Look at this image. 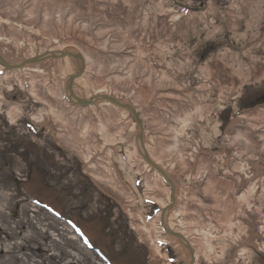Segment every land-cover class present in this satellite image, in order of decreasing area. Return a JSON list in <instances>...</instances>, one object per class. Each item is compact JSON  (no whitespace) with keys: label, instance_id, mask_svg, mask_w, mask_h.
Wrapping results in <instances>:
<instances>
[{"label":"bare ground","instance_id":"bare-ground-1","mask_svg":"<svg viewBox=\"0 0 264 264\" xmlns=\"http://www.w3.org/2000/svg\"><path fill=\"white\" fill-rule=\"evenodd\" d=\"M25 1L0 0V58L10 65L9 69L0 65L2 81L21 88L29 85L34 99L46 106V114L32 115L30 120L76 155L85 174L120 203L139 240L148 247L151 264H170L165 263L161 244L173 246L186 264H197L199 259L218 264L230 246L225 245L228 241L241 244L245 254L244 245L263 249L264 216L255 192L260 184L264 193V152L259 151L264 143V107L248 108L233 117L223 135L228 145L213 149L215 137L222 134L219 120L210 115L231 102L228 93L240 97L243 90V83L225 64L221 68L214 61L198 67L199 83L194 88L185 94L166 93L173 102L160 94L158 101H163L151 109L147 106L152 101L151 85L165 87L176 81L165 71L167 56L160 50L167 47L168 37L170 54H179L182 24L171 29L165 13L148 15L146 23L155 30L143 43V34L135 33L138 11L133 6L127 10L121 0H32L17 8L18 2ZM199 9L200 18L216 11L211 1ZM197 17L192 14L191 19ZM23 26L26 31L19 30ZM99 37L103 40L93 44ZM128 41L135 44L130 56L103 55L109 42L113 50H119ZM154 41L159 48L151 46ZM173 63L168 58V69ZM147 71L143 88L131 97L137 91L133 76ZM57 76H65L71 107L60 101ZM50 78L54 80L48 84ZM91 101L101 106L97 114L91 106L80 107ZM4 105L12 124L27 118L22 107L8 103L0 92V113ZM132 112L141 113L145 122L139 116L134 120ZM129 113L138 131L126 147V161L121 155L113 157L111 150L128 138ZM72 116L80 118L76 125L71 123ZM134 168L144 176V191H136L138 197L133 193ZM235 187L243 191L240 196H234ZM203 195L212 202L204 214L197 208ZM146 200L160 208L150 219L144 215ZM164 229L168 234L163 237ZM230 259L232 263L235 254Z\"/></svg>","mask_w":264,"mask_h":264},{"label":"rangeland","instance_id":"rangeland-1","mask_svg":"<svg viewBox=\"0 0 264 264\" xmlns=\"http://www.w3.org/2000/svg\"><path fill=\"white\" fill-rule=\"evenodd\" d=\"M31 1L26 0L23 4L18 2L17 8ZM121 1L127 10H131L133 6V11H138L139 24L135 33L143 34V43H146L145 38L150 31L155 30V27L151 28L146 23L148 15L154 17L165 13L170 18L171 29L178 24L179 28L183 25L179 30L182 39L176 47L180 50L179 54H170L171 43L167 40L168 37L164 41L167 47L164 50L160 48L167 56L164 67L168 69V58L174 62L165 71L176 81H170L165 87L151 85L152 101L147 105L151 109L163 101H158L160 94H163L167 101L173 102L166 93L185 94L189 87L194 88L199 83L196 69L206 63L219 61L221 68L225 64L230 74L243 83L240 97L237 96L238 93H228L231 102H224L222 108L215 109L210 115L211 119L219 120L222 134L221 137H215L213 149L228 145V142L223 140V135L230 120L239 116L245 109L264 107V0H131L132 4L130 0ZM210 1L216 9L215 13L200 18L199 12L190 11L200 8L201 5L205 8ZM69 8L65 7L68 14ZM192 14H197L199 18L191 19ZM174 17L177 19L172 20ZM19 30L26 31V27H20ZM101 40L103 39L100 37L94 38L93 44ZM46 41H50L49 36ZM128 42L119 50H113L109 42L110 45L103 55L130 56L135 44L129 42L133 46ZM151 46L159 48L158 41H154ZM158 53L159 51L156 52L157 55ZM184 63H187L186 67L181 66ZM148 74L147 71L133 76V85L137 91L131 93V97L136 96L143 88V80ZM56 78L61 81L60 101L71 107L66 99L65 76ZM53 80L54 78H50L48 84ZM171 82H175V85ZM8 84L2 81L0 74V92L8 103L22 107L27 113V118L18 119L12 124L5 115L7 105L2 106L0 264H107V261L108 264H151L148 247L139 240L120 203L107 195L85 174L83 164L76 155L58 146L49 133L30 120L32 115L46 114V106L34 99L29 92V85L27 88H21L10 82L9 90ZM227 85L230 84H223ZM90 96L92 95L88 97ZM100 107L99 103H95L90 108L97 114ZM138 116L145 122L141 113ZM79 119L72 116L71 123L76 125ZM128 121V138L124 144H121V141L111 150L113 157L121 155L126 161V147L131 144L138 131L130 113ZM262 131L264 132V127ZM253 132H257V129ZM259 151L264 152V143ZM135 169L133 193H143L144 176L136 173ZM201 180L197 181L200 183ZM242 192L235 187L234 196H240ZM255 194L262 205L261 216H264V193L260 184ZM201 201L197 208L204 214L207 211L205 206L212 202L206 195H203ZM157 207L146 200L144 215L148 219L154 217L159 210ZM236 235L233 233V236ZM161 236L164 237L165 234ZM246 236L244 232L243 245ZM259 242L260 240L255 244ZM213 244L217 243L214 241ZM225 245L230 246L224 259L218 264H264V247L261 249L256 245L250 248L244 245L248 249L245 254L241 244L233 245L228 241ZM160 249L167 258L165 263H170L171 260L173 263L170 264H186L174 251L173 246L162 245ZM234 254L236 259L229 263ZM197 264L210 263L199 259Z\"/></svg>","mask_w":264,"mask_h":264},{"label":"water","instance_id":"water-1","mask_svg":"<svg viewBox=\"0 0 264 264\" xmlns=\"http://www.w3.org/2000/svg\"><path fill=\"white\" fill-rule=\"evenodd\" d=\"M0 63L2 64V65H4L5 67H7V68H9V64L8 63H6L5 61H3V60H1V58H0ZM68 90V89H67ZM92 103V101L91 102H87V103H85V104H81L82 106H86V105H89V104H91ZM132 114H133V117H134V119H136V116L137 115H135L134 114V112H132ZM172 201H173V198H172ZM192 260H193V257H192Z\"/></svg>","mask_w":264,"mask_h":264}]
</instances>
